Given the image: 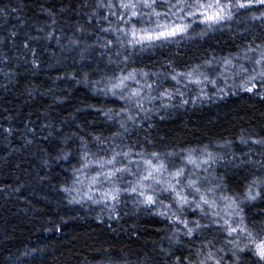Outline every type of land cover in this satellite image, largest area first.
I'll use <instances>...</instances> for the list:
<instances>
[{
    "label": "trees",
    "instance_id": "16d2710c",
    "mask_svg": "<svg viewBox=\"0 0 264 264\" xmlns=\"http://www.w3.org/2000/svg\"><path fill=\"white\" fill-rule=\"evenodd\" d=\"M169 2L176 0H158L157 11L165 12ZM97 3L0 0V264H176L178 257L199 264L209 251L213 259L207 264H257L251 252L233 256L236 240L240 247L247 241L219 227V217L229 218L225 212L230 209L220 210L225 200L219 210L197 211L208 230L188 237L168 216L175 212L191 222L196 213L188 205L178 209L170 194L166 216L154 210L163 197L159 193L151 206L138 203L130 191L106 205L98 187L89 192L85 176L96 174L97 160L128 152L126 158L117 157L116 166H129L131 173L118 175L113 187L130 190L125 181L133 183L129 176L143 168L142 162L140 168L129 165V160H141L137 153L150 158L158 152L171 168V162L183 163L187 150L203 159L211 152L215 162L191 171L201 192L207 185L217 188L220 198H236L249 230L264 228V194L254 201L244 198L250 181L264 179V147L251 143L264 137V83L255 81L252 92L242 87L259 58L249 47L264 49V19H253L264 13V5L239 10L212 28L193 17L183 35L132 47L122 34L100 30L109 26L102 19L108 10ZM110 20L115 27L117 17ZM154 22L144 15L136 27L151 28ZM209 63L215 66L208 75L197 71ZM190 71L191 77L172 79ZM129 73L135 79L125 81L127 88L117 89L115 96L105 91L113 77ZM133 89L140 91L143 108L136 98H119ZM170 153L173 160L167 159ZM85 163L88 167L82 168ZM184 163L187 171L193 169ZM209 171L216 174L211 183ZM192 193L185 188L186 195ZM88 194L101 202L88 200Z\"/></svg>",
    "mask_w": 264,
    "mask_h": 264
},
{
    "label": "snow or ice",
    "instance_id": "6c2138e0",
    "mask_svg": "<svg viewBox=\"0 0 264 264\" xmlns=\"http://www.w3.org/2000/svg\"><path fill=\"white\" fill-rule=\"evenodd\" d=\"M253 4L264 5V0H192L191 3L188 0H176L175 3H168V8L165 12L157 11L158 0H118L117 3H113L112 0H108L107 4H104L102 0H98L97 8H107L108 15L102 17L105 21L108 22L109 26L107 28H101L103 32H115L122 34L123 37L127 38V43L129 46L135 47L140 45L144 47L146 45L152 44L155 41L159 40H168L179 35H183L188 31L190 27L187 20L193 17L199 18V22L206 24L209 28H212L215 25H219L222 22L229 21L233 19L235 12H238L242 9H248L253 6ZM149 10L145 13L143 10ZM3 11V10H0ZM16 11V9H12ZM144 15H148L151 18H155L154 26L151 28L143 27L137 28L136 24L142 20ZM110 17H117V25L112 26ZM253 19H264V13L260 17L254 16ZM129 25L131 27H129ZM15 35V33H13ZM51 36V33L49 34ZM117 39L120 40V36H117ZM123 43V40H120ZM112 41H108L104 46L109 47ZM25 48L28 47V44L25 43ZM248 51L250 52H259V58L254 61V64L257 68L252 69V75H250L242 87L246 91L252 92L256 87L255 81L259 80L261 83H264V49L261 48V45H256L255 48L249 47ZM35 55V52H33ZM119 55V53H117ZM127 59V57L125 58ZM231 63L230 60L225 59V64ZM240 70L243 72H248V69L243 65L240 66ZM180 75H187L188 77L192 76L190 71L187 74L177 73L172 76L173 80H176ZM115 82L111 83L110 87H106V92H111L114 96L117 95V89H125L128 86L125 81L135 79L133 73H129L126 76L113 77ZM190 83L199 84L200 81L189 79ZM251 84V87L247 85ZM151 85H148V88L151 89ZM139 90H131L127 95L120 94L119 98L126 100L128 102L133 101L136 98L137 106L143 108V105L139 103L140 98ZM167 95L166 92H162L161 96ZM264 98V97H262ZM186 103V101H185ZM131 119V117H129ZM123 127V125H121ZM248 143V141H243ZM252 144L261 145L264 147V137L259 139H253ZM194 149L187 150V153L183 155L182 160L186 162L187 165H192L194 168H199L202 164H210L215 162L211 152H208L205 159H198L194 156ZM87 153L82 159L87 158ZM123 155L125 158L129 156L128 152L117 153L114 152L111 158L107 160H97L96 161V174L91 176H85V179L89 181V192L92 191L95 187H102L105 183H113L118 175L122 176L124 173H131L129 166L117 167L118 156ZM141 157L140 161H131L129 160V165L136 163L137 168H140L141 162L143 164L144 172L146 174H141L139 178V187L132 186L129 189H121L120 187H113L110 190L102 191L99 195L102 197L103 202L107 205L111 202H119L121 198L122 191H130L132 194H135L140 199L138 203L144 204L146 206L155 205L158 201V194L155 185L161 184V180L157 179V175L163 173L164 171H169L171 181L168 182L167 187L161 188L159 191L168 192L174 198V203L178 209H183L185 205H190L191 203L196 204V208L203 211L202 205H207L209 208H212L216 205L215 200H209L207 192L202 193L199 186V179L193 178L196 177L195 172L187 171L185 166H179L175 168V171H170L168 165L164 160L161 159V156L158 152H152L150 158H144L143 154L137 153ZM169 155H172L171 153ZM264 167V163L261 164ZM88 164L85 163L82 165V168H87ZM75 172H79L80 169H75ZM185 178L187 179L186 184H184ZM152 181V185H146L143 182ZM77 183H83L79 180V177L76 178ZM178 186H181L178 188ZM151 188L149 193L145 189ZM185 188L191 189L194 194L199 195V202L193 200L189 201L188 196L185 194ZM256 191H253V189ZM62 191L68 192L70 189H62ZM211 191V190H208ZM264 194V179L257 177L250 181L247 185V190L244 193V198L248 201H254L257 198L261 197ZM87 199L91 200L93 203H100L101 200L95 198L94 195L88 194ZM225 201H228L227 207L230 209L226 215L229 218L219 217L223 219V224H220L221 229L226 230L227 235L232 237L235 233L237 236L243 234V238L247 241L243 247H240L239 240L235 242L236 251L233 252V256H236L238 252H251L252 255L256 258L257 264H264V228H261L258 231L249 230L248 225L245 224V217L243 215V208L240 207V202L234 197H223ZM69 203H80L79 200H70ZM162 204L163 202L160 201ZM114 207V204H113ZM164 207L170 208L171 205H165ZM161 216H166L167 213L161 211L159 213ZM217 216L219 214L217 213ZM238 221L236 222V218ZM170 222L173 225H182L184 231L182 234L188 237H192L193 234L201 228L208 227V225H202L199 221H189L178 216L175 212L171 214ZM215 222V221H214ZM177 233H180V230L177 229ZM172 239V237H169ZM177 243L179 241H176ZM233 241H229L232 243ZM211 242H208L209 246ZM203 254L201 251L197 252V255ZM213 259V253L209 251L205 256V259L200 260L199 264H207V261ZM176 264H194L191 260V257L181 259L177 258ZM215 264H220V261H215Z\"/></svg>",
    "mask_w": 264,
    "mask_h": 264
},
{
    "label": "rangeland",
    "instance_id": "374dc122",
    "mask_svg": "<svg viewBox=\"0 0 264 264\" xmlns=\"http://www.w3.org/2000/svg\"><path fill=\"white\" fill-rule=\"evenodd\" d=\"M213 66H215L213 63H209V64H205V66L203 67V69L202 70H197V71H199V72H202V73H204L205 74V72H206V75H208L209 74V72L207 71L208 70V68L210 67H213ZM224 151V150H223ZM225 152V151H224ZM195 157L196 158H198V159H203V155L201 156V155H195ZM205 157V156H204ZM167 159H169V160H173V156L172 155H168L167 156ZM181 159H179L178 161H174V162H171L170 164H169V166L171 167V168H169V170L170 171H175V168L176 167H179V166H185V161H183L182 160V162L183 163H180L179 164V161H180ZM135 167H136V165H135ZM193 167V166H192ZM203 168V164L199 167V168H194L193 167V169H191V170H189L190 172L191 171H196V172H198L197 170H201ZM186 169H188L187 167H186ZM136 170H137V168H136ZM136 170H134V171H136ZM141 174H146L145 172H144V168H142L141 170H137V172H136V177H132V176H129V178L131 179V180H134L133 181V183H131L132 181H125L126 183L124 184V186L126 187V186H136V183H137V185L139 186V184H138V182H139V178H140V175ZM216 174L215 173H212V172H210L209 171V173H208V176H209V178H210V182L209 183H211V181H213V179H214V176H215ZM123 177H126V175L125 176H123ZM157 179H159V180H161V184H159V185H155V187H156V189H157V193H159V195L161 196V195H163V197H162V199H160V201H162L163 203L161 204L160 203V201H159V203H158V208H157V210L156 209H154L155 211H156V213H157V215H159V213L161 212V211H164V209H167L166 207H164L165 205H167V204H169V203H167L168 201H169V199H168V195L170 194V193H168V192H161V191H159L161 188H163V187H167V185H168V182H170L171 181V177H170V175H169V171H167L166 173L165 172H163V173H161V174H159V175H157V177H156ZM205 179V178H204ZM206 181V180H205ZM185 182H187V179L185 178ZM144 184H146V185H152L153 184V182L152 181H145V182H143ZM206 188H204V189H206L205 190V192H207V196H208V198H209V200H215L216 201V205H214L213 207H212V209H215L216 208V206L218 205V203L221 201V200H223L224 201V199L223 198H220V193H219V191H218V189L217 188H214V187H207V185L205 186ZM99 188V190L102 192V191H107V190H109V189H111V188H113V183H112V185L111 184H109V183H105L102 187H98ZM178 188H179V186H178ZM151 189V188H150ZM201 190H203V188L201 189ZM208 190H211V191H208ZM170 196H172L171 194H170ZM188 196V195H187ZM188 199H189V201H193V200H195V201H197V202H199V195L198 194H194V193H192L191 195H189L188 196ZM173 200H174V198H173ZM224 204H225V206H223L222 208H220L219 206H217V208H218V210H219V208H220V210L223 212V211H225V210H227V209H229L228 207H227V204H228V201L226 202V201H224ZM185 207V206H184ZM202 207H204V208H207V205H202ZM187 208H189V211H191V212H193V211H195V217L198 219V220H200V221H202L205 225H208V223L204 220V219H201V218H198V213H197V211H200L201 209H198V208H196V204L195 203H191L190 205H188V207ZM201 212H202V210H201ZM215 212V211H214ZM173 212H171L170 211V216H168L169 218L171 217V214H172ZM217 213L219 214V216L221 215L220 214V212H218V211H216L215 212V215H217ZM225 213H228L227 211L225 212ZM182 215H183V212L181 213ZM180 216V215H179ZM181 217V216H180ZM183 218V217H182ZM184 219V218H183ZM193 220V221H198V220ZM206 231L208 230V227H206V229H205Z\"/></svg>",
    "mask_w": 264,
    "mask_h": 264
}]
</instances>
